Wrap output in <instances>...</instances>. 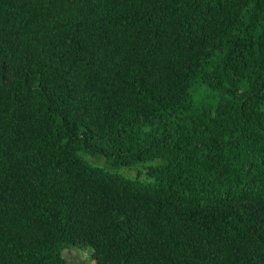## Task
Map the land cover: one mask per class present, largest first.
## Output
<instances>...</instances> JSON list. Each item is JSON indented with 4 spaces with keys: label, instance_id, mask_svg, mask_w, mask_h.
Masks as SVG:
<instances>
[{
    "label": "trees",
    "instance_id": "16d2710c",
    "mask_svg": "<svg viewBox=\"0 0 264 264\" xmlns=\"http://www.w3.org/2000/svg\"><path fill=\"white\" fill-rule=\"evenodd\" d=\"M79 246L264 264V0H0V264Z\"/></svg>",
    "mask_w": 264,
    "mask_h": 264
},
{
    "label": "rangeland",
    "instance_id": "374dc122",
    "mask_svg": "<svg viewBox=\"0 0 264 264\" xmlns=\"http://www.w3.org/2000/svg\"><path fill=\"white\" fill-rule=\"evenodd\" d=\"M80 158L89 166L99 168L105 172L119 174L125 178L137 179L139 182L147 183L152 182L146 173L148 164L157 165L161 163L160 160L141 162L133 166H120L113 167L107 160L100 155H92L85 152L79 153ZM91 248L87 246H79L74 249H69L64 252V258L67 260V264H94L91 259Z\"/></svg>",
    "mask_w": 264,
    "mask_h": 264
}]
</instances>
